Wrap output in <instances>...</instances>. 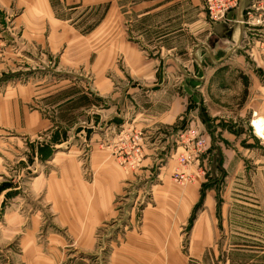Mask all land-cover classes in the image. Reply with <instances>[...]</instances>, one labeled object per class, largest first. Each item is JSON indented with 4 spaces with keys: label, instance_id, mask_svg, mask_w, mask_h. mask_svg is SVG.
Segmentation results:
<instances>
[{
    "label": "rangeland",
    "instance_id": "obj_1",
    "mask_svg": "<svg viewBox=\"0 0 264 264\" xmlns=\"http://www.w3.org/2000/svg\"><path fill=\"white\" fill-rule=\"evenodd\" d=\"M93 4L96 1H88L74 11L71 63L61 60L62 52L22 50L25 45L7 48L5 40L11 44L14 38L3 35L5 30L0 34V93L8 87L30 86L31 111L37 110L50 122L42 133L27 131L21 136L16 130L7 135L10 156L5 174L0 175V264H110L112 246L122 245L128 233H141L148 209L163 210L161 217H170L171 233L177 234L171 241L179 252L173 257L177 264L182 260L264 264V141L256 137L252 118L235 124L226 120L229 115L241 118L239 111L250 93L236 96L213 79L214 74H223L221 84L233 86V77L229 81L225 77L233 72L242 78L247 92L248 85L250 90L254 87L252 74L264 85V0H122L119 20L102 27L109 11L106 4L86 9ZM12 24V17L0 16V30ZM106 27L110 34L101 31ZM231 29H242L237 44L225 38V31ZM78 39H88L90 49ZM116 39L137 45L139 57L147 62L165 60L166 65L156 63L159 86L186 97L187 112L180 122L184 127L178 128L176 146L169 145L174 155L163 169L164 180L145 162L146 131L130 125L132 119L145 125L152 109L145 91L156 89L152 88L156 81L136 79L138 74L146 75V68L138 64L130 70V59L114 52ZM216 40L218 47L213 48ZM215 58L226 63L215 65ZM230 60L242 67L232 69ZM165 72L173 75L170 80H162ZM212 90L218 91L216 95ZM226 131L235 136L234 142L227 141ZM184 137L204 143L201 156L192 157L187 165L180 162L188 145ZM230 149L235 160L227 167L225 152ZM95 152L105 158L91 165ZM98 163L122 172L123 194L112 203L115 217L88 235L72 221L81 210L74 207L70 195L75 198L73 193L80 192L81 196L83 185L73 192L68 176L76 165L82 172L80 181L92 184L95 176L89 169L98 168ZM180 173L190 180L178 178ZM49 183L58 185L59 191L51 194ZM127 200L132 202L126 213L122 206ZM201 217L205 223L195 232L214 235L208 246L201 247L203 253L195 246L199 237L194 233ZM4 229L7 237L2 236ZM34 244L40 254L35 263L30 261Z\"/></svg>",
    "mask_w": 264,
    "mask_h": 264
},
{
    "label": "crops",
    "instance_id": "obj_2",
    "mask_svg": "<svg viewBox=\"0 0 264 264\" xmlns=\"http://www.w3.org/2000/svg\"><path fill=\"white\" fill-rule=\"evenodd\" d=\"M88 1H96V4H93L86 9L92 8L94 5L106 4L109 15L105 23L100 27L107 24V22L112 21L114 18L119 20L120 8L118 5L122 0H0V16H3L6 19H11L12 17L13 20L12 26L0 30V34L5 30L6 33L3 35L10 34L12 38H14V41L11 42V44L14 45L9 44L11 40H5L7 48H15V46L21 48L25 45L24 48H21L22 50L38 48L40 50L47 49L54 53L62 52L61 60L67 61L68 59L69 63H71L70 58H73L75 55L70 52V49L72 50L74 48L72 43L73 39L75 40L76 33L74 11L76 9L79 10ZM161 9L168 12V9ZM132 10L135 13H138V10ZM99 29L97 28L92 32L95 33ZM101 31L107 32V34L112 32L111 30H108V27ZM89 32H91L90 29ZM241 37L242 29L225 31V38L235 44H237ZM78 40L86 43L85 47L90 49V41L88 39ZM215 42V44L212 43L213 48L218 47V40ZM112 46H114L113 49L116 56L122 57L123 54H125V59L126 57L127 59H130L129 62L125 60L130 66V70H134L133 68L137 67L138 64H144L146 75L142 77L141 74H138L136 76L137 80L142 81L145 79L146 81H156V84H153L152 87L156 89L148 88L145 91L146 96H148L151 101L152 108L148 114V118H146L145 125H136L137 122L135 123L133 119L131 121L133 123L131 124L130 122V125L132 128L144 129V131H146V147L144 148L146 155L145 162L150 164L149 167H152L155 172L159 173L160 180H164V178H166V172L163 169L170 166V160L174 155L173 150L169 145L174 143V146H176L178 143V132L180 131H178V128L181 126V120L186 116V97L178 91L171 90L170 87H165L163 85L159 86L158 82L161 81L156 79V63L160 64L162 61V64L166 65L167 62L165 60L163 61V59H161L157 62H147L146 59L139 57L137 45L122 39H116ZM235 48L236 46L233 50ZM123 49L126 51L123 52ZM127 54H130V56ZM9 57H6L4 60L9 62ZM213 61L215 62V65H218L224 63L226 60L224 58L219 60L215 58ZM234 61L235 60L229 61L234 63L232 69H235L236 66L242 67L238 64L239 62ZM258 72H260V68L257 72L253 73ZM160 75L161 74L159 73L158 77ZM171 76L173 75L165 72L162 80H170ZM225 77H228L227 81L230 80L229 77H233L232 81H234V85L227 86L226 84H221V82L224 81L223 74L217 73L213 75V79L220 87H222V89L225 88L227 91L236 94V96H244L245 93H250L248 100H244L242 106L240 105L241 109L239 111V116H241V118L235 120L233 116L229 115L226 117V120L232 119L233 124H235V121L238 123H244L245 119L250 117V119L252 118L250 121L252 125L254 118H264V85L262 84V79H258L255 75L251 74L250 77L253 81L254 87L250 90L249 87L251 84L248 85L247 92H245L246 87L245 84L243 85L242 78L236 77L233 72L227 73ZM102 80L106 81L105 79ZM137 83L140 84L139 82ZM217 92L218 91L216 90H212L211 94L216 95ZM138 94V91L132 92V95L136 96ZM32 96L31 88L28 85L14 88L8 87L0 93V175L5 174L6 157L10 156L11 139L7 138L9 132L17 130L20 132L21 136H26L27 131L33 135L42 133L50 127V122L47 119H44L40 112L37 110L31 111L30 103L32 101ZM138 96H140V99L142 94ZM204 103L206 104L207 101L204 100ZM211 107L212 104H210V108ZM217 107L224 110L220 104H217ZM227 124L229 126V123ZM183 127L184 126L182 125L181 128ZM205 131L207 132L208 130ZM208 133L213 134L214 132L208 131ZM225 134L228 135L227 141L231 140L230 143L235 141L236 138L231 132L226 131ZM231 149L225 152L227 154V159L225 158L227 167L229 166L228 161L235 160V152L231 153ZM95 153L90 159L91 165L94 163L95 159L105 158L102 152ZM167 160H169V163L163 165V162ZM111 170L112 169H108L106 165L99 163L98 168L89 169V172L93 171V175L95 176L92 184L80 181L79 178L82 172H80L76 165L73 167V175L68 176V187L70 185L73 192L77 190L79 191V188L83 185L81 196L80 192L73 193L75 198L70 195V198H73L74 207L81 210L79 214L75 213L72 221L74 224L82 225L88 235H90L99 224H102L106 219L114 218L116 215L112 203H114V200L118 196L123 194L124 175L115 167L113 168V171ZM105 177L110 178L109 181H106ZM49 187V192L51 194L54 193L53 191H59L58 188H60L54 183H49ZM65 187L68 192L72 193L71 189L66 185ZM131 202L132 201L127 200L125 206H122L124 212L127 211ZM64 206L68 209L71 207L70 203L67 202ZM149 210L150 209L145 211L143 218V232L141 231L140 234H137L134 231L128 233L124 239L125 241L123 240L122 245L119 244L117 247L115 245L112 246V254L109 260L110 264H177L173 261V257H177L179 252L177 249H173L171 244V241L174 240L175 236L177 237V234L171 233L172 223L170 217H161L164 216L165 213L163 210L160 212ZM131 215L134 217V212H132ZM130 223L132 225V221ZM204 223L205 220H202L201 217L194 225V233L196 237H199L197 238L195 246L201 253H203L201 247L208 246L209 242L214 239V235L210 234V232L203 236L198 232H195L197 228L203 226ZM5 230L6 229H4V234L2 236L7 237L8 232L6 233ZM71 231V233H73V230ZM68 234L69 236H72L69 231ZM37 250L38 248L36 244H34V251L30 253L31 257L34 258L33 260H30L31 262L35 263L36 259L39 258L40 254L36 252ZM29 251L32 250H26L27 253ZM40 262L42 261H39V263ZM182 262L183 264H187L184 260H182Z\"/></svg>",
    "mask_w": 264,
    "mask_h": 264
},
{
    "label": "built area",
    "instance_id": "obj_3",
    "mask_svg": "<svg viewBox=\"0 0 264 264\" xmlns=\"http://www.w3.org/2000/svg\"><path fill=\"white\" fill-rule=\"evenodd\" d=\"M186 140L188 141L187 142L188 145L185 146L184 148L186 150V153L183 154L180 158V162L182 165H187V163L190 161L192 157H195L196 159H198L201 156V153L204 149V143L200 140H197V138L191 139L190 137H184L182 141H186ZM138 150L139 149H137V151ZM177 177L180 178L181 180H184V182H187L190 180L188 177H186L182 173L178 174Z\"/></svg>",
    "mask_w": 264,
    "mask_h": 264
},
{
    "label": "bare ground",
    "instance_id": "obj_4",
    "mask_svg": "<svg viewBox=\"0 0 264 264\" xmlns=\"http://www.w3.org/2000/svg\"><path fill=\"white\" fill-rule=\"evenodd\" d=\"M252 127L256 137L264 141V118H254L252 121Z\"/></svg>",
    "mask_w": 264,
    "mask_h": 264
}]
</instances>
